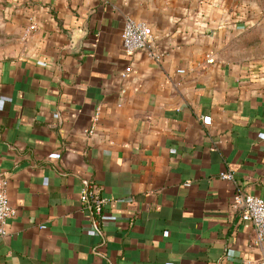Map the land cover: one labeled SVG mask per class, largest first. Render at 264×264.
Returning a JSON list of instances; mask_svg holds the SVG:
<instances>
[{
  "label": "crops",
  "instance_id": "obj_1",
  "mask_svg": "<svg viewBox=\"0 0 264 264\" xmlns=\"http://www.w3.org/2000/svg\"><path fill=\"white\" fill-rule=\"evenodd\" d=\"M126 17L146 23L157 61L124 51ZM4 20L0 178L16 214L0 264L263 257L232 199L264 200V14L210 0H7ZM86 183L107 199L100 218L81 201Z\"/></svg>",
  "mask_w": 264,
  "mask_h": 264
},
{
  "label": "built area",
  "instance_id": "obj_2",
  "mask_svg": "<svg viewBox=\"0 0 264 264\" xmlns=\"http://www.w3.org/2000/svg\"><path fill=\"white\" fill-rule=\"evenodd\" d=\"M122 47L127 54H133L137 51H144L153 60L159 59V54L153 50V38L148 32L145 22L126 17L121 34ZM214 60L208 56L207 62L212 63ZM178 73H184L183 69H178ZM125 72L124 76H126ZM98 118L97 112L94 119ZM222 178L233 179L232 172L225 171L220 173ZM81 201L96 218L102 217L104 206L107 199L102 196L99 189L86 183L81 190ZM232 207L239 211L243 221L252 224L255 233V239L258 244L264 241V200L251 194H236L232 199ZM16 210L11 205L6 188V182L0 178V238L8 236L6 222L15 216ZM98 222H94V228L97 230ZM239 264H264V255L261 259H243Z\"/></svg>",
  "mask_w": 264,
  "mask_h": 264
},
{
  "label": "rangeland",
  "instance_id": "obj_3",
  "mask_svg": "<svg viewBox=\"0 0 264 264\" xmlns=\"http://www.w3.org/2000/svg\"><path fill=\"white\" fill-rule=\"evenodd\" d=\"M215 2H223L230 9H241L245 12H253L264 14V0H210ZM7 0H0V58L5 57L9 53L12 46V33L6 29L4 20ZM246 43H253L256 39L245 40Z\"/></svg>",
  "mask_w": 264,
  "mask_h": 264
},
{
  "label": "water",
  "instance_id": "obj_4",
  "mask_svg": "<svg viewBox=\"0 0 264 264\" xmlns=\"http://www.w3.org/2000/svg\"><path fill=\"white\" fill-rule=\"evenodd\" d=\"M79 47H80V39H77L75 40V43L73 45V51L74 52L78 51Z\"/></svg>",
  "mask_w": 264,
  "mask_h": 264
}]
</instances>
